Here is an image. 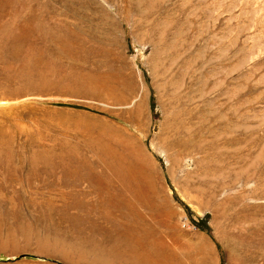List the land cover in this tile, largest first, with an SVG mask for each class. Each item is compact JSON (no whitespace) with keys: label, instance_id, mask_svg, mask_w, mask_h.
I'll list each match as a JSON object with an SVG mask.
<instances>
[{"label":"rangeland","instance_id":"obj_1","mask_svg":"<svg viewBox=\"0 0 264 264\" xmlns=\"http://www.w3.org/2000/svg\"><path fill=\"white\" fill-rule=\"evenodd\" d=\"M0 264H264V0H0Z\"/></svg>","mask_w":264,"mask_h":264},{"label":"bare ground","instance_id":"obj_2","mask_svg":"<svg viewBox=\"0 0 264 264\" xmlns=\"http://www.w3.org/2000/svg\"><path fill=\"white\" fill-rule=\"evenodd\" d=\"M34 98H35V97H34ZM9 107H10V106H9ZM1 108H2V107H1ZM2 135H3V133H2ZM130 144L133 146L132 141H130ZM140 144H141V146L139 145V146H140V153L138 154V153H137V150H136L137 156L140 157V159L137 158L138 160H136V161H139V160L144 161V160L146 159V160H147L146 162H147V164H148V159L145 158V157H143L144 160H142V157H141V154H142L143 156H145V155L147 156V152H148V151L145 149V147L143 146V143H142V142H141ZM133 149H134V148H133ZM132 151H134V150H132ZM132 151H131V152H132ZM138 151H139V150H138ZM133 153H134V152H133ZM133 153H132V154H133ZM133 155H134V154H133ZM148 156H149V155H148ZM148 156H147V157H148ZM148 158H149V157H148ZM141 163H143V162H141ZM141 163H138V164H141ZM134 164H135V163H134ZM145 164H146V163H144V165H145ZM141 165H142V167H144L143 164H141ZM141 165H140V166H141ZM133 166H134V165H133ZM133 166H132V167H133ZM130 167H131V166H130ZM132 167H131V169H132ZM135 167H136V166H135ZM137 167H138V166H137ZM142 167H141V169H142L141 171H144ZM145 167L147 168L148 166L145 165ZM134 169H135V168L133 167V170H134ZM147 169H148V168H147ZM129 170H130V169H129ZM129 170H128V172H129ZM136 170H137V169H136ZM139 170H140V169H139ZM131 171H132V170H131ZM141 171H140V172H141ZM146 171H147V170H146ZM136 173H137V172H136ZM146 173H147V172H146ZM130 174H131V172H130ZM141 174H144V172H142ZM141 174H139V175H141ZM147 174H148V173H147ZM148 179H149V178H148ZM146 180H147V179H146Z\"/></svg>","mask_w":264,"mask_h":264}]
</instances>
